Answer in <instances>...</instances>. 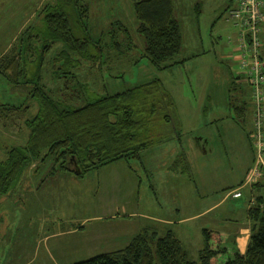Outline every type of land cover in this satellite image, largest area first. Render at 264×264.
Masks as SVG:
<instances>
[{
  "label": "rangeland",
  "instance_id": "obj_1",
  "mask_svg": "<svg viewBox=\"0 0 264 264\" xmlns=\"http://www.w3.org/2000/svg\"><path fill=\"white\" fill-rule=\"evenodd\" d=\"M45 1L0 0V55L8 51L20 33L35 20L36 12L34 14L32 9L39 11ZM172 1L174 16L181 23L184 46L174 56V65L158 71L148 59L142 58L144 43L140 40L142 37L134 33L138 22L133 1L87 0L92 9L91 25L95 39L108 41V23L121 19L135 34L137 47L122 56L112 50L113 56L106 60L107 72L90 64L81 72V77L100 94L122 91L160 77L173 95L177 108L173 123H160L159 134L169 139L145 151L142 162L120 160L90 170L82 177L75 171L52 173L55 162L50 157L37 160L29 166L24 180L14 187L12 194L0 198V264H71L125 247L143 231L144 226H148L150 231L159 228L163 233L167 229L177 230V225H165L155 217L180 218L188 213V203L183 202L182 195L188 194V189L185 186L179 189V184L183 182L169 173L177 171L189 175L182 171L184 166L180 155L183 149L195 147L192 176L200 192L201 209L214 199H221L223 188L220 186L237 180L243 167L257 154L251 117L253 100L248 89L242 94L228 88L223 92V87L228 86L230 80L232 82L233 75L238 76L241 71L240 65L229 67L228 61L222 58L232 50V46L228 45L232 27L235 35L239 33V27L233 20L224 19L234 1ZM193 2L199 5L198 14L189 9ZM193 15L198 17L197 21L193 20ZM262 35L264 37V32ZM133 59L137 62L133 63ZM47 82L57 89L50 77ZM237 82L244 83L242 79ZM224 93L230 95L226 105L223 104ZM10 94L21 95L22 90L0 79V100ZM214 103L219 110L215 116L223 118V122L218 123L222 136L216 138L212 136L214 117L209 111ZM242 103L248 106L246 116L238 117L241 127L238 126V133L229 139V129L232 132L236 129L233 126L236 119L230 115L231 108L242 107ZM26 105L29 106V115H34L38 109L36 101L31 99ZM5 114L7 117L0 118L1 144L24 143L29 132L25 129L23 114ZM15 115L19 117L14 118ZM174 127L179 131V137ZM199 140L203 143L198 147L196 143ZM232 148L235 151H231ZM0 157H5L2 150ZM211 163L217 168L219 166V170L210 172ZM208 173H211V178ZM247 197L248 204L255 200L254 195ZM232 200L205 217L182 224L190 232L194 230L196 235L192 240L188 238L187 242L184 241L195 260L199 259L197 248L201 244L204 246L200 228L212 218L225 217L229 206L243 203V200H236L234 205ZM176 206H181L180 215L174 211ZM111 215H116V219ZM239 219L241 223L242 219ZM81 224V231L71 230ZM218 224L221 226L224 222ZM237 226L238 222L233 220L229 227L231 232ZM189 229L185 231L189 232ZM198 231L200 233L196 234Z\"/></svg>",
  "mask_w": 264,
  "mask_h": 264
},
{
  "label": "trees",
  "instance_id": "obj_2",
  "mask_svg": "<svg viewBox=\"0 0 264 264\" xmlns=\"http://www.w3.org/2000/svg\"><path fill=\"white\" fill-rule=\"evenodd\" d=\"M132 1L138 22L134 33L144 43L142 58L148 59L158 71L174 65L173 58L183 49L184 41L181 23L174 16L173 1ZM233 1L230 11L240 5L239 0ZM39 8L35 20L0 55L1 81L22 90L21 95L10 94L0 100V118L7 117L5 113L23 114L24 126L29 132L24 143L3 146L0 142V150L5 154L0 157V198L9 197L14 187L24 180L29 166L47 157L55 162L52 173L74 172L76 163L81 169L77 173L80 177L120 160L142 162L145 151L169 139L159 134L160 123H173L177 113L175 99L160 77L104 94L95 91L81 77L83 68L89 64L107 72L106 60L113 56L112 50L122 56L137 47L135 34L123 20L108 23L109 39L105 41L92 35V9L87 0H46ZM196 11L198 14L200 8ZM261 11L264 13V2ZM227 16L236 24L230 12ZM255 26L261 43L258 52L263 61L259 74L264 76V19H259ZM251 35L252 32H245L247 41H251ZM239 36L240 27L237 46ZM252 53L249 48L245 57L250 58ZM240 67L232 82L242 79L252 91L254 85L242 61ZM48 77L57 89L48 85ZM31 99L38 108L34 115H29L26 105ZM243 104L247 111V104ZM174 130L179 137V131L175 127ZM180 162L183 172L190 173L185 149ZM263 178L252 186L255 200L248 209L251 234L245 253L235 248L233 237L234 247L228 248L223 245L219 230L205 227L202 230L204 246L195 260L174 230L161 233L159 229L144 228L123 248L71 264H264Z\"/></svg>",
  "mask_w": 264,
  "mask_h": 264
},
{
  "label": "crops",
  "instance_id": "obj_3",
  "mask_svg": "<svg viewBox=\"0 0 264 264\" xmlns=\"http://www.w3.org/2000/svg\"><path fill=\"white\" fill-rule=\"evenodd\" d=\"M193 3L189 6V9H191L193 11V13L196 14L197 13L196 8H198L199 6L197 5V2L194 4ZM232 4L233 3H231L230 6ZM32 11L35 14L36 9L34 8V9H32ZM227 17H228L227 13H225L224 19L227 20ZM197 18L198 17L193 15L194 21H197L198 20ZM133 21H135V18L133 19ZM237 36H238V34L235 35V32H234L233 27H232V31L230 32L229 37H228V45L232 46V50L230 51V53L228 55L222 56V58L224 60H226V62L228 61L229 67H231L233 65L235 67H237L238 65H241L242 56L240 54L241 49L237 46V43H236ZM218 43H220V42H218ZM245 87H247V89L249 91V95L251 96L252 91L250 90V88H248V86H245L244 83H242V82H234L233 83V82H231V80L229 81L228 86L223 87V92H225L226 88H228V90H237L239 92V94H242V92L245 93V90H244ZM228 96H230V95L229 94L227 95L226 93H224V101H223L224 105L227 104V97ZM213 98H210V100ZM251 98H252V96H251ZM251 98H250V100H251ZM252 100H253V98H252ZM209 104H210V102H209ZM244 105L245 104H243V106L240 108H237V106L235 108L234 107L231 108L232 112L230 113V115L232 114L233 117H231V118H234V120L236 119V123L233 124V126H236V129L234 132H232V130L229 129V135H230L229 139H231L232 136H235L238 133L237 128H238V126L241 125L240 119L238 117L246 116V114H245L246 111H245ZM252 107H253V103L251 104V117H252V122H253V127H254V116H253L254 115V109ZM241 109H243V110H241ZM209 111H210L211 117L212 118L214 117L213 121H212L214 126H211V128L214 129L212 136H213V138H216L218 136L221 137L222 131L219 128L218 123H222L223 118L215 116L219 113L217 105L214 103V107H210ZM202 143H203V140H199V141H197L196 144L199 147V146H202ZM208 145H210V143H208ZM185 151L188 155V160H189V162H188L189 163V170H190V173H188L189 175L177 173V171L176 172L175 171H172V172L169 171V173H171L170 175H172L175 178H180L181 182H183V183L179 184V189L182 188L183 186H185L186 189H188V194H186V193L182 194L184 197L183 202L187 201V203H188L187 204L188 213L181 216L180 218L166 217L164 215L161 218L155 217L156 220H158V222L164 223L165 225H177V230H175V229H173V230L176 232V234H178L180 236V238L182 239V241L184 243V241L187 242L188 238L189 239L191 238L190 240H192L193 236H196V235H194V232H193L194 230L190 232L189 228H184L182 226L183 223L191 222V221H194L196 219H199V218H202V217L209 215L210 213L216 211L217 209L222 207L224 204H226L227 201H229V199H231V200L233 199L232 201L234 202V205L236 203V200H243V203H241V202L238 203L236 207L229 206L228 208H226L227 210H225V212H226L225 217L210 219L206 225H203L200 228L201 233H200V231H198V232H196V234H199V233L202 234V230H203V228H205L204 226H208V225L212 224V226H213L212 228L219 230L221 232V234L223 235V238H224L223 239V245L224 246H226L228 248H233L234 246H236L235 248H238L241 253H245L246 249L248 247L249 241H250V234H251V221L248 218V209L250 207V204H248L247 195L252 196V194L254 192H253L252 187L248 188L249 186H247V187L243 188V196L242 197L232 198V197H229L228 194H229V191L231 189L236 188L238 186H241L243 184V182L245 181V179L247 177L248 171L250 170V168L252 167V165L254 163L253 161H254L255 156L253 157V159L251 161H249L246 164L245 167H243V169L241 170L242 173L239 177H237V180L232 181V182L229 181V182L220 186L223 188V197L221 199L220 198L214 199L209 205L203 206L201 209L199 206L200 192H199V189L197 187V183H195L193 176H192V169H193L192 168V156L194 154L195 147L193 146V149H187ZM231 151H235V149L232 148ZM212 154H214V152ZM218 168H219V166H218ZM218 168L215 164L211 163L209 165L208 170L210 172H211V170L212 171L213 170L218 171L219 170ZM208 177L209 178L212 177L211 173H208ZM179 189L177 190L178 192H179ZM195 197H197V198H195ZM244 202H245V204H244ZM180 208H181V206H176V208L174 209L176 214H179V215L181 214ZM111 216L114 219H116V215H111ZM239 217L242 219L241 223H240ZM85 220H87V218ZM233 220L238 222L239 226H237L236 229L233 232H231V229L229 227L232 224ZM217 222H219L221 224H223V222H224V224L220 226L219 224L217 225ZM216 226H220L219 227L220 229L217 228ZM82 228H83V224H81L80 227L75 225V227L71 230H75V232H78V231H81ZM144 228L146 229V228H148V226H144ZM186 229H189V232H186L185 231ZM155 230H157V229H155ZM202 237H203V235H202ZM232 237H233L234 242L236 244L234 246H233V243L231 240ZM242 240H243L244 244L241 243ZM200 243H201V240H200ZM201 246L197 248L198 251L203 248V244H201ZM186 248L188 249V247H186ZM95 250H96V248H95ZM188 250L190 251L191 249H188ZM190 253H191V251H190Z\"/></svg>",
  "mask_w": 264,
  "mask_h": 264
},
{
  "label": "built area",
  "instance_id": "obj_4",
  "mask_svg": "<svg viewBox=\"0 0 264 264\" xmlns=\"http://www.w3.org/2000/svg\"><path fill=\"white\" fill-rule=\"evenodd\" d=\"M239 1V7L230 11V18H233L240 27V45L238 47L241 49L242 67L249 72L250 82L254 85L252 98L254 103V137L257 154L243 184L229 191L228 196L232 198L242 197L243 188L252 187L253 183L264 176V76L259 74L263 61L258 52L261 43L257 34L258 28L255 26L259 19H264V13L261 11L264 0ZM242 27L245 29L243 30ZM246 31L252 32L251 41L246 40ZM249 48L253 50V53L250 58H246L245 55L248 53Z\"/></svg>",
  "mask_w": 264,
  "mask_h": 264
},
{
  "label": "water",
  "instance_id": "obj_5",
  "mask_svg": "<svg viewBox=\"0 0 264 264\" xmlns=\"http://www.w3.org/2000/svg\"><path fill=\"white\" fill-rule=\"evenodd\" d=\"M80 167L75 163V172L76 173H79L80 172Z\"/></svg>",
  "mask_w": 264,
  "mask_h": 264
},
{
  "label": "bare ground",
  "instance_id": "obj_6",
  "mask_svg": "<svg viewBox=\"0 0 264 264\" xmlns=\"http://www.w3.org/2000/svg\"><path fill=\"white\" fill-rule=\"evenodd\" d=\"M241 243L244 244V243H243V240L241 241Z\"/></svg>",
  "mask_w": 264,
  "mask_h": 264
}]
</instances>
